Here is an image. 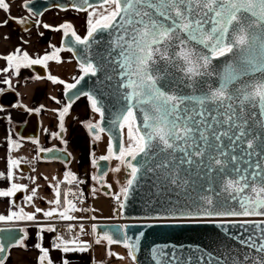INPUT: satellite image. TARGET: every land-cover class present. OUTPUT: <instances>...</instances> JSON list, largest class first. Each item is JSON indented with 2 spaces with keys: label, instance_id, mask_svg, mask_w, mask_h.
I'll use <instances>...</instances> for the list:
<instances>
[{
  "label": "snow or ice",
  "instance_id": "snow-or-ice-1",
  "mask_svg": "<svg viewBox=\"0 0 264 264\" xmlns=\"http://www.w3.org/2000/svg\"><path fill=\"white\" fill-rule=\"evenodd\" d=\"M53 6L83 17V33L68 19L55 27L42 23L39 17L44 13L33 11V0H23L21 8L29 15L19 18L11 16L9 2L0 0V10L6 14L0 29L12 21L24 32H30L29 25H33L62 34L60 47L50 45L53 50L42 56L33 57L22 47L0 54L5 62L0 67V97L6 93L17 97L15 103L0 101L7 145L0 199L12 209L0 213V223L8 226L0 228V233H7L0 235V264H6L11 250H27L29 241L39 252L35 264H56L52 251L60 253L59 264H72L76 254L84 261V254L102 243H106L108 257L127 258L131 264H264V0H64ZM0 40L10 41L11 36L0 34ZM19 42L28 45L31 41L21 36ZM62 52L71 53L76 61L79 75L72 77L74 82L50 73L24 80L62 85L66 100L49 96L58 105L52 109L23 104L17 91L19 79L14 84L13 78L21 77L22 69H48L49 62L63 63ZM89 81L93 84L85 90ZM81 98L94 114L85 124L92 141L107 136L105 154L97 156L90 147L85 159L96 170L101 161H117L110 171L124 177L116 181L118 191H112L111 184L101 183L107 172L91 175L107 189L104 195L115 201L114 216L123 217L129 207H139L143 215L131 219L141 227L187 229L213 224L239 247L224 245L223 251L214 253L199 245L154 244L142 261L138 253L144 231L133 237L127 225L98 231L97 224L91 226L95 233L91 242L79 235L56 234L45 246L46 234L57 233L54 220L95 221L99 217L73 215L89 210L69 199L71 194L83 204L82 191L68 188L62 200V184L79 187L84 183L67 167L73 160L67 147L37 150L34 159H43L40 153H63L48 160L64 164L65 171L62 180L53 176L55 183L48 185L54 199L44 202L52 207L36 206V200H44L38 195L39 177H25L21 164L31 162L10 153L20 149L25 139L35 145L40 141L7 127L15 122L9 108L17 110L15 115L21 120L51 111L59 130L50 135L67 145L66 119ZM24 178L34 185L30 190L27 184L16 182ZM23 193H27L25 204L34 211L17 203V194ZM251 217L260 219H247ZM78 227L85 232L83 223ZM230 228L238 231L232 233ZM73 229L69 223L67 231ZM112 245H122L126 256L112 252ZM86 264H94L93 259L89 257Z\"/></svg>",
  "mask_w": 264,
  "mask_h": 264
},
{
  "label": "crops",
  "instance_id": "crops-1",
  "mask_svg": "<svg viewBox=\"0 0 264 264\" xmlns=\"http://www.w3.org/2000/svg\"><path fill=\"white\" fill-rule=\"evenodd\" d=\"M11 14V12H10ZM72 14V15H71ZM11 16L16 17L14 14H11ZM69 16H74V13H62V12H56V11H48L46 12L42 17H40V20L42 23H47L50 25L58 26L61 22H63L65 19L70 20ZM77 15H75L76 17ZM6 17V14L3 12V10H0V21H2ZM80 19L75 23V27L80 31L82 34L84 31V28L82 27L83 21L79 22ZM77 25V26H76ZM30 32H24L22 27L16 23L9 22V25L3 29H0V34H10L11 40L10 41H3L0 40V54H7L8 52L12 51L15 47H24V45H21L19 42V37L24 36L25 38L30 39V43L27 45V47L23 48L24 50H27L30 55L33 57L37 55H44L45 52H50L53 50L50 45H55L56 47H60V39L62 34L59 32H55L49 29H44L43 27H36L33 25H29ZM43 32L44 35L40 36L38 33ZM45 37L46 43L48 44L47 48H41L40 44H43L41 41ZM61 58L64 61L61 64H57L55 62H49V68L46 69L47 74L56 75L57 77L61 79H65L67 82H74L72 80L73 76L79 75V71L76 65L75 60L72 58L71 54L69 52H62ZM71 61V62H69ZM5 66V62L3 60H0V67ZM46 74V75H47ZM11 75V73L7 74ZM36 75L30 69H22V75L19 78H13V83H17V79H19V85L17 86V91L20 92V100L23 104L29 106V107H36L40 104H44L47 109H52L58 107L53 101L49 100V96H56L57 99L62 100V102L65 100L63 96V86L62 85H53L49 81H43L37 84L35 81H25L24 77ZM0 79H3V75H0ZM3 86V85H0ZM17 98V97H16ZM15 117V122L12 124L7 125L8 128L14 129V126L20 123H24L29 115H25L23 120H21L18 116H16L15 109H10ZM88 113H89V107L88 102L85 98H81V100L77 101L71 111L70 116L66 119V123L68 125V132L64 133L65 138L69 141L73 140L74 138L83 137V140L81 142H71L72 146H68L67 149L72 153L73 160L70 165L67 167L71 169L74 173L77 174V176L80 177L87 173L89 163L85 159L87 156V149H89V143L87 137L83 134L85 130V124L88 121ZM3 115H7V113H4ZM38 116L39 121V129H38V136L36 139H39L40 143L38 145L32 144L30 140L25 139L22 141V147L14 152H11L10 155L15 157H23L25 160L30 161L31 163H23L21 164V171L23 172L24 176H38L37 183L40 185V188L38 189V195L40 197H43L44 200H36L35 204L38 207L41 208H50L52 205H49L45 203L44 201L52 200L54 199V190L50 188L48 185L50 183H55V181L52 180L53 176L58 177L59 179H63V172L65 171V165L60 163L59 161H49V160H43V159H34L37 156V150L39 148H50L52 146H58L57 139H54L50 133L58 131L57 126V118L51 111H42ZM5 126L6 122L3 120H0V171L5 170V151L7 148V145L5 144ZM44 129H48V132L46 133ZM35 168L36 171L33 172L32 168ZM17 175L19 176L20 173L18 172ZM48 177V180H44L43 177ZM16 182L27 184L29 187V190L34 186L32 183L24 178L19 179ZM83 184L79 185L78 191H81ZM92 189H89L91 191ZM88 191V194H89ZM27 193L23 194H17L16 200L19 206L25 207L26 211H34L32 206L26 205L25 201L23 200V195H26ZM88 194L87 199L85 203L83 204H77V207L81 208H87V200H88ZM12 210L10 205H8L5 200L0 199V213H5L6 211ZM87 213H73V215L76 216H85ZM114 219V218H112ZM108 220H90V219H84L83 221H69V222H60V221H53V223L56 224L57 227V233H48L45 237V246H48L52 240V238L56 234H62L65 235L66 238H71L73 235H79L81 239L86 241H93L95 239L92 231L91 226L94 224V222L99 221H109ZM72 224L74 226L73 232L69 233L67 231V225ZM83 223L85 226V232L81 233L79 231V224ZM64 228V231L62 229ZM68 232V233H66ZM29 248L27 250L24 249H13L10 253V258L6 262V264H35L36 259L39 255L38 250L31 247L32 241L28 242ZM106 243H102L99 246L93 245L92 250L84 254L85 260L81 261L79 259L80 254H76L73 257L72 264H86L89 257H91L94 261V264H131L129 259L120 260L116 256L108 257L107 251H106ZM111 251L118 254L119 256H126V249L123 248L122 245H112ZM52 257L56 261V264H59L58 257L60 256V253L56 251L51 252Z\"/></svg>",
  "mask_w": 264,
  "mask_h": 264
},
{
  "label": "water",
  "instance_id": "water-1",
  "mask_svg": "<svg viewBox=\"0 0 264 264\" xmlns=\"http://www.w3.org/2000/svg\"><path fill=\"white\" fill-rule=\"evenodd\" d=\"M62 3H64V0H33V4H34L33 11L37 13L45 12L46 9L50 10L55 8L53 6L54 4H62ZM30 71H32L35 74H39L41 76H46L47 74L46 69H43L41 66H34L33 69H30ZM92 84L93 81H89L88 84L85 85V90L90 88ZM64 99L66 100V97H64ZM4 100H7L11 103H15L17 98L15 96V93H6L5 97H0V101H4ZM109 107H111L110 104ZM38 129H39V121H38V116L35 114L29 115L26 119V122L14 126V130L20 136H24L26 138H33V139L37 138ZM78 140H79L78 142H81L83 140V137H78ZM55 147L57 149H61V147L58 146ZM94 148L95 145L93 149ZM52 155H58L63 157L64 154L61 152L40 153V156L43 157V160H48V157ZM108 168H109V163L105 161H101L99 170H96L95 174L99 175L102 174L103 172H107ZM101 191L105 192L106 190L105 188L101 187ZM140 215H143V212L139 207H129L124 213L123 217L116 215V217L112 220L94 222V224L98 225V231L110 230L119 225H127L128 227L126 228V231L130 236L133 237H135V235L139 231H144L146 233V236L142 238V252L138 253V257L142 261L144 260L145 254L148 252L149 247L153 246L154 244L183 243L185 246L199 245L205 248L206 250L213 251L214 253L218 250L223 251L224 245H231L233 249L239 247L234 241H230L224 236L222 229L217 228L213 224L191 225L188 226L187 229H180V228L174 229V228H165V227L147 228V227H141L139 221L131 219V217H136ZM247 219H260V218L251 217ZM5 227L8 226L3 225L0 228H5ZM237 231L238 229L236 228H230V232L232 233H236ZM0 235H7V233H0Z\"/></svg>",
  "mask_w": 264,
  "mask_h": 264
},
{
  "label": "rangeland",
  "instance_id": "rangeland-1",
  "mask_svg": "<svg viewBox=\"0 0 264 264\" xmlns=\"http://www.w3.org/2000/svg\"><path fill=\"white\" fill-rule=\"evenodd\" d=\"M6 2L10 3L11 14H14L17 18H19L21 16H25L26 13L23 11V9H21V6H20L22 0H6ZM75 15H78V14H74V16H69L70 20L74 23V25L78 21V19H80V18H77V16L75 17ZM12 23H15V22H12ZM41 41H43V42H41L43 44H40L41 48H43V47L47 48L48 44L50 42L46 43L45 37ZM24 47L26 48L27 45H24ZM48 50H49L48 52H50V49H48ZM103 139H105V138L103 137ZM98 145L99 146L96 149V155L97 156L102 155L104 153V149L102 148L100 143ZM89 168H90V166H88V169ZM89 182H90V186L93 185V189L94 188L98 189V188H96L95 182L91 178L89 179ZM107 182H108V180H107ZM86 203H87V209H89V210L87 212H84V213H87L86 214L87 217H91V216L95 215V216L99 217V219H97V220H108L105 218L112 219V218L116 217L113 214V209L116 208L115 201L110 196H105L104 193H102L100 191V189H98V191H96V192H93L92 190L89 191L88 200ZM92 209H96L97 211L94 212V211H92Z\"/></svg>",
  "mask_w": 264,
  "mask_h": 264
},
{
  "label": "flooded vegetation",
  "instance_id": "flooded-vegetation-1",
  "mask_svg": "<svg viewBox=\"0 0 264 264\" xmlns=\"http://www.w3.org/2000/svg\"><path fill=\"white\" fill-rule=\"evenodd\" d=\"M23 3V0H22V2H21V4ZM21 4H20V6H21ZM21 9H23V8H21ZM23 11L27 14H25V16H28L29 14H28V12H27V9H23ZM48 11H56V12H60L59 11V9H56V8H53V9H50V10H47V11H45V12H43L44 14L46 13V12H48ZM74 14H76V13H74ZM78 16V15H77ZM42 17V16H41ZM40 18V17H39ZM80 18V21L79 22H82L83 21V17H79ZM79 20V19H78ZM34 23V22H33ZM61 38H62V36H61ZM60 42H61V39H60ZM87 101V100H86ZM94 116V114L91 112V110H90V108H89V113H88V120H90L92 117ZM96 119H99V117L97 116L96 117ZM86 137H87V139H88V143H89V148L91 147L92 149H93V147H94V145H95V148H94V151L96 152V149L98 148V144L100 143V145L102 146V148L104 149V153L103 154H105V152H106V144H107V137L106 136H104L103 134H102V139H101V141H99V142H93L92 141V137H91V134L88 132V130H87V128L85 127V130H84V133H83ZM103 137L105 138V139H103ZM58 141V147H61V148H65L67 145H64V144H61L60 143V141L59 140H57ZM79 140H78V138L76 137V138H74L73 140H71V141H69L68 142V146L70 145V146H72V143L71 142H78ZM68 150V149H67ZM69 151V150H68ZM70 152V151H69ZM102 154V155H103ZM118 162L117 161H112L111 162V164H109V168H108V171H107V176L105 177V179H104V181L102 182V183H106V184H111L112 185V191H118V189H119V185L116 183V181L118 180V179H123L124 177L121 175V174H116V173H113V172H111L110 171V168L111 167H115L116 166V164H117ZM90 166V165H89ZM92 169V168H91ZM90 168L88 169V171H87V173L86 174H84V175H82L81 177H80V180H83L84 181V185L87 187V189L89 190V189H92L93 190V185L92 186H90V182H89V179L91 178V175H96L95 174V171H96V169H92L91 170ZM107 180H108V182H107ZM95 182V184H96V188H98V189H100V191H101V186H100V184H98L96 181H94ZM105 190H107V189H105ZM102 192V191H101ZM102 193H104V192H102ZM93 235H94V237H95V234L93 233Z\"/></svg>",
  "mask_w": 264,
  "mask_h": 264
},
{
  "label": "built area",
  "instance_id": "built-area-1",
  "mask_svg": "<svg viewBox=\"0 0 264 264\" xmlns=\"http://www.w3.org/2000/svg\"><path fill=\"white\" fill-rule=\"evenodd\" d=\"M81 191L83 192V196L81 197V199H83L84 200V203H85V201H86V199H87V194H88V189H87V187L84 185V183H83V186H82V188H81ZM75 193H79L80 191H74ZM69 199H72L73 200V202L74 203H76V204H79V201L76 199V197H74V196H72L71 194L69 195ZM116 207H117V205H116ZM4 224H2V223H0V227L1 226H3ZM62 231H64V228L62 229Z\"/></svg>",
  "mask_w": 264,
  "mask_h": 264
},
{
  "label": "trees",
  "instance_id": "trees-1",
  "mask_svg": "<svg viewBox=\"0 0 264 264\" xmlns=\"http://www.w3.org/2000/svg\"><path fill=\"white\" fill-rule=\"evenodd\" d=\"M68 188H71V189H72V192L78 190V188H77V186H75V184H74V185H67L66 183H65V184H62V185H61L62 200H63V192H64L65 190H67ZM66 233H68V232H66Z\"/></svg>",
  "mask_w": 264,
  "mask_h": 264
}]
</instances>
